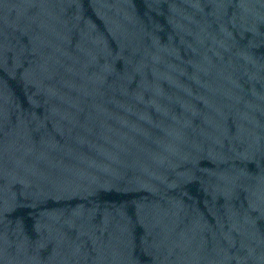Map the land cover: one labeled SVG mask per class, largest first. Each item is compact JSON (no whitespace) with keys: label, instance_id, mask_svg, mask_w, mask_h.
Masks as SVG:
<instances>
[{"label":"water","instance_id":"1","mask_svg":"<svg viewBox=\"0 0 264 264\" xmlns=\"http://www.w3.org/2000/svg\"><path fill=\"white\" fill-rule=\"evenodd\" d=\"M0 264H264V0H0Z\"/></svg>","mask_w":264,"mask_h":264}]
</instances>
